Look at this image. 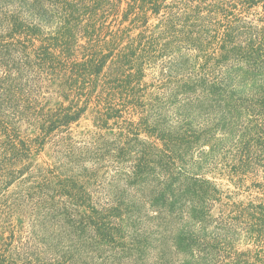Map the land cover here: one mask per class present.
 <instances>
[{
	"label": "trees",
	"instance_id": "16d2710c",
	"mask_svg": "<svg viewBox=\"0 0 264 264\" xmlns=\"http://www.w3.org/2000/svg\"><path fill=\"white\" fill-rule=\"evenodd\" d=\"M0 264H264V0H0Z\"/></svg>",
	"mask_w": 264,
	"mask_h": 264
},
{
	"label": "rangeland",
	"instance_id": "374dc122",
	"mask_svg": "<svg viewBox=\"0 0 264 264\" xmlns=\"http://www.w3.org/2000/svg\"><path fill=\"white\" fill-rule=\"evenodd\" d=\"M93 131H97L96 128L93 126L91 119H82L77 126L75 130V134L77 137H79L81 140H86L88 133H92ZM113 132L116 131V129L112 130ZM90 138V136H89ZM37 160L39 162H49L53 163L54 158L51 155V151L46 149L45 151L41 152L39 155L36 156ZM220 182L223 183V188L227 190L229 194H232L233 198L235 200L239 199H247L249 194L252 193V191H240L239 188L237 187L235 182H232L227 176L221 177ZM19 188L16 185H12L10 188V192L17 191ZM237 191L240 192V194L237 193ZM256 194V193H254ZM15 223L18 222V218H15ZM9 233L7 232L6 235Z\"/></svg>",
	"mask_w": 264,
	"mask_h": 264
}]
</instances>
